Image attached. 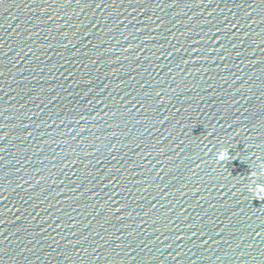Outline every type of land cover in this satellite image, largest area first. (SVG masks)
Instances as JSON below:
<instances>
[{
    "label": "water",
    "instance_id": "obj_1",
    "mask_svg": "<svg viewBox=\"0 0 264 264\" xmlns=\"http://www.w3.org/2000/svg\"><path fill=\"white\" fill-rule=\"evenodd\" d=\"M257 185L264 0H0V264H264Z\"/></svg>",
    "mask_w": 264,
    "mask_h": 264
},
{
    "label": "clouds",
    "instance_id": "obj_2",
    "mask_svg": "<svg viewBox=\"0 0 264 264\" xmlns=\"http://www.w3.org/2000/svg\"><path fill=\"white\" fill-rule=\"evenodd\" d=\"M225 157H226V154L222 152L218 155L217 159L223 160L225 159ZM255 194L257 198L264 197V185H257L255 189Z\"/></svg>",
    "mask_w": 264,
    "mask_h": 264
}]
</instances>
